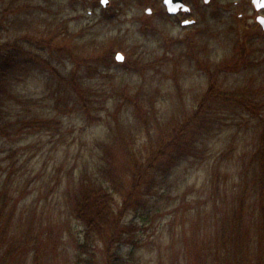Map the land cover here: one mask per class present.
I'll use <instances>...</instances> for the list:
<instances>
[{"label": "rangeland", "instance_id": "rangeland-1", "mask_svg": "<svg viewBox=\"0 0 264 264\" xmlns=\"http://www.w3.org/2000/svg\"><path fill=\"white\" fill-rule=\"evenodd\" d=\"M17 2L33 8L23 11ZM17 2L0 0V45L20 29L25 16L40 29L63 25L60 44L72 51L68 56L76 53V37H92L103 43L102 50L109 49L101 54L108 59L100 62L103 66L91 61L78 70L90 114L74 109L72 62L52 45L35 49L31 72L15 87L17 98L2 110L8 112V125L0 130V188L6 202L23 195L3 264H32L37 250L40 264H99L100 248L78 245L84 226L69 204L79 178L93 174L99 141L126 117L130 99L144 107L151 101L160 113L188 111L206 87L209 64L223 71L219 98L209 101L208 133L195 153L172 170L169 195L158 198L156 206L145 202L126 214L133 231L119 250L125 264H195L190 255L196 247L204 264H210L202 257L204 246H216L217 225L241 205L244 221L238 223V234L255 240L251 156L264 130L259 127L264 124V30L255 16L264 8L256 11L251 0H185L190 7L186 17L195 22L182 25L162 0H109L107 6L100 0ZM244 44L249 52L239 61ZM135 48L147 54L144 68L114 58L116 51L126 58V51L132 54ZM39 115L52 120L34 126L32 117ZM12 161L16 169L9 166ZM10 169L12 179L6 182ZM249 249L253 259L256 244Z\"/></svg>", "mask_w": 264, "mask_h": 264}, {"label": "trees", "instance_id": "trees-1", "mask_svg": "<svg viewBox=\"0 0 264 264\" xmlns=\"http://www.w3.org/2000/svg\"><path fill=\"white\" fill-rule=\"evenodd\" d=\"M17 1L10 0V4ZM16 7L25 11L32 9L33 5L17 2ZM34 22V18H21L20 29H16L15 34L0 45V130H4L8 125V112L2 110L9 100L17 98L15 87L31 72V56L37 54L36 48L52 45L57 52L65 53L72 62L70 86L77 95L74 109L83 110V113L90 114L91 105L84 94V81L78 77V70L86 62L94 61L100 66H103L101 61L108 62L107 58L103 60L100 57L109 48L102 50L103 43L98 45L92 37L86 41L76 37V40H79L74 49L76 53L68 56L67 53L72 51L60 44V33H64L63 25L58 29L50 27L48 23L46 28L40 29ZM98 48L102 51L96 53L95 49ZM136 48L132 54L126 51L125 61L130 66L144 68L148 65L147 54L144 50ZM248 52L249 46L244 44L239 50V61L247 56ZM205 70L206 87L202 95L196 96V102L188 111L174 109L171 114L160 113L151 101H148V107H144L143 102L142 104L130 99V109L125 110L126 117L110 126L106 138L99 141L100 154L92 168L93 174L82 175L69 198L72 214L84 226L83 240L78 241V245L100 248L101 258L96 259L99 264H125L119 244L126 240V234L133 231L131 225L126 223V214L140 205L148 204L145 202L155 204L158 198L169 195L172 188V170L182 160L193 155L198 144L205 139L210 127L209 101L215 102L219 98L222 85L219 75L223 69L209 64ZM59 75L63 79L64 75ZM129 97L126 96L127 99ZM32 119L34 126L52 120L40 115ZM259 127L264 128V124L262 126L259 122ZM259 132L251 156L253 176L250 194L253 215L255 214L253 226L256 238L250 240L242 235L243 233L238 234V223L244 221V208L242 205L234 208L231 217L217 225L216 239L219 240L215 241L216 246H204L202 257L206 256L210 264H264V130ZM13 162L9 166L16 169L17 166ZM11 174L12 169L4 181H10ZM4 191L0 188V264H3V255L12 248L8 243V236L14 226L18 202L23 196L17 195L13 202H6ZM157 209L160 210L159 207ZM255 244L257 252L255 257L250 259L249 248ZM76 250L79 251L80 248ZM190 256L195 264H204L201 249L196 250L195 247ZM31 263L40 264L38 250L34 252Z\"/></svg>", "mask_w": 264, "mask_h": 264}, {"label": "water", "instance_id": "water-1", "mask_svg": "<svg viewBox=\"0 0 264 264\" xmlns=\"http://www.w3.org/2000/svg\"><path fill=\"white\" fill-rule=\"evenodd\" d=\"M205 2L209 1V0H204ZM101 4L103 6H107L109 3V0H100ZM166 10L168 13L170 14H174L176 13L179 9L183 10V11H188L189 10V6L183 1V0H162ZM254 8L256 10H260L261 8L264 7V0H251ZM151 9L150 8H146V12H150ZM256 20L257 22L261 25V27L264 30V15L263 14H258L256 16ZM193 19H185L182 21V24H189L192 23ZM122 56L123 59L122 60H118L116 57L117 56ZM115 59L117 61H123L124 60V54L121 51H117L115 53Z\"/></svg>", "mask_w": 264, "mask_h": 264}, {"label": "snow or ice", "instance_id": "snow-or-ice-1", "mask_svg": "<svg viewBox=\"0 0 264 264\" xmlns=\"http://www.w3.org/2000/svg\"><path fill=\"white\" fill-rule=\"evenodd\" d=\"M116 58H117L118 60H122V59H123V57H122V56H119V55H118Z\"/></svg>", "mask_w": 264, "mask_h": 264}, {"label": "flooded vegetation", "instance_id": "flooded-vegetation-1", "mask_svg": "<svg viewBox=\"0 0 264 264\" xmlns=\"http://www.w3.org/2000/svg\"><path fill=\"white\" fill-rule=\"evenodd\" d=\"M183 15H182V13L181 12H179L178 14H177V17H182Z\"/></svg>", "mask_w": 264, "mask_h": 264}]
</instances>
